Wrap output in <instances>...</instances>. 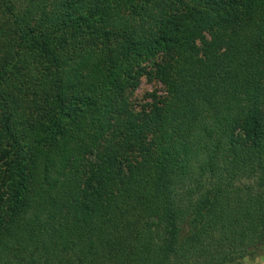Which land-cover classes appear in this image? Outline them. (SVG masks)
I'll use <instances>...</instances> for the list:
<instances>
[{
	"label": "trees",
	"instance_id": "16d2710c",
	"mask_svg": "<svg viewBox=\"0 0 264 264\" xmlns=\"http://www.w3.org/2000/svg\"><path fill=\"white\" fill-rule=\"evenodd\" d=\"M262 252L264 0H0V264Z\"/></svg>",
	"mask_w": 264,
	"mask_h": 264
},
{
	"label": "rangeland",
	"instance_id": "374dc122",
	"mask_svg": "<svg viewBox=\"0 0 264 264\" xmlns=\"http://www.w3.org/2000/svg\"><path fill=\"white\" fill-rule=\"evenodd\" d=\"M163 59L162 56H159L153 60H148L144 66L148 72L152 73L151 71L153 70L154 63L161 62ZM146 74L140 78L139 87L128 93V100L131 102L133 109L137 112L141 111L143 108H150L149 106L157 99L165 100L167 98L166 90L161 83ZM229 264H264V252L242 259L231 260Z\"/></svg>",
	"mask_w": 264,
	"mask_h": 264
}]
</instances>
